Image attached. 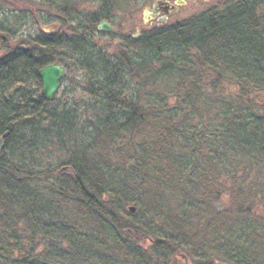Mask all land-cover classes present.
<instances>
[{"label": "trees", "instance_id": "trees-1", "mask_svg": "<svg viewBox=\"0 0 264 264\" xmlns=\"http://www.w3.org/2000/svg\"><path fill=\"white\" fill-rule=\"evenodd\" d=\"M123 1L92 0L98 12L80 15L65 0L57 13L68 34L22 35L0 58V137L9 134L0 153V264H178L181 254L190 260L198 249L206 253L210 234L228 263L264 264V226L252 215L264 200V0H237L223 11L123 36L112 51L97 47L98 26L114 22ZM18 31L0 24L4 36ZM51 64L83 72L99 100L85 107L80 130L72 111L38 94L39 71ZM228 80L235 95L209 136L195 125L197 106ZM146 87L158 98L143 107ZM48 147L72 172L55 176L52 199L32 189L39 165L30 158ZM199 154L208 159L190 169ZM227 155L251 164L232 186L219 168ZM188 192L202 208L203 231L169 210V198L185 201ZM225 194L231 211H216ZM69 205L79 224L65 218Z\"/></svg>", "mask_w": 264, "mask_h": 264}, {"label": "rangeland", "instance_id": "rangeland-1", "mask_svg": "<svg viewBox=\"0 0 264 264\" xmlns=\"http://www.w3.org/2000/svg\"><path fill=\"white\" fill-rule=\"evenodd\" d=\"M64 1L65 0H0V24L4 23L5 26L9 27L12 32L16 29H20V31H18V33L12 37L0 34V58L5 57L9 52L20 45V38L22 35L34 34L40 29L46 31L47 33H53L56 31L59 34H65L69 25L61 24L59 21L61 16H59V13H57L59 6H62L61 4H63L61 2ZM73 1L75 5H77L75 8L79 10L80 15H93L99 10V8L93 4L92 0ZM183 1L185 3L180 8V10L174 13L170 17V20L163 26H172L177 23H183L211 10L223 11L234 4L237 0ZM153 2L154 0H125L119 4V6L116 8V11L113 12L116 17L114 22L111 24L115 29L119 30L120 34L111 36L109 33L99 31L95 37V42L98 45L97 47H107L108 50L112 51L115 49V45L121 41L123 32H126V34H129L130 36H134L137 35L138 32L140 34L153 30L156 26H150V24H146L147 22L145 21V17L147 15L146 8L152 6ZM51 4H54V6ZM12 25L15 26L12 27ZM62 54V58L67 57L65 53ZM86 80L87 78L83 72L78 71L77 68L75 71L73 68H68L67 78L62 86V89L58 93L55 105L57 109L62 110L65 108L70 112L72 111L70 116L74 120L73 123L75 126H78L79 130L84 127L85 117L83 118V115L85 113V107L91 106L93 108L99 102V100H97L87 91L89 89V85ZM140 86L143 87L142 85ZM35 88L36 85H31L28 89L35 90ZM146 88L147 90L140 94V101L143 107L146 106V101H156L158 98L156 88ZM40 90L41 88L39 89L38 94L40 93ZM235 91V85L229 80L222 87H219L216 90L212 89L211 91H208V99H206V103L203 100L204 105L202 104L199 107L197 106L196 114L198 117L195 120V125H199L200 130L203 129L209 134V136H211L214 130H216V128L221 123V120L225 115L224 111L228 109L227 106L231 105V100L235 95ZM164 93L169 92H163L162 90L159 92V94ZM170 102L172 103V106L176 105V100H171ZM76 136L75 146L76 149H80L82 147V144L79 142L81 141V137L78 135V133H76ZM212 138L213 137H211L209 141H212ZM142 141L144 142V140H140L139 143L141 144ZM176 150L179 153V150ZM57 153L56 147L53 149L48 147L45 151H42L38 154L34 153L32 154V157L30 156V162L39 165L36 166L34 171V176L37 177H34L35 182L32 184V189L37 191L39 196H44L48 199H52L51 193L53 189L51 188V183L54 182L55 176H57L64 168V166H60L61 168L59 167V164L61 163L59 158L61 156H59ZM198 156V163L197 161H193V163L189 166L190 169H195L197 166L202 167L203 163L208 159L207 155L204 156L199 154ZM224 160V163L220 164L219 168L222 176L224 175L223 178L228 186H232V184H237L245 180L243 176L249 174L248 172H250L251 168V164L246 158L241 156L227 155ZM42 169L50 170L51 175L49 178L43 179L38 176V172ZM63 175L69 178L71 177L72 172L68 169L63 172ZM190 182L191 184H194V179ZM186 196L187 197L185 201H181L174 197L169 198V210L173 214L175 212L181 213V215L185 217L188 226L190 225L192 227V230L197 229L198 232L203 231L205 223L202 219L205 217L202 218L200 212L202 208L200 205H198L199 203L196 201V196L193 193L188 192ZM263 199L264 198L262 197L261 200ZM232 205L233 203L231 201L230 195L225 194L223 197V203L215 205L214 209L216 211H231ZM64 209L63 214L68 221L75 224L80 223H78L77 218L75 217V208L72 205H69L65 210ZM252 215H254V219L257 218L260 227L264 226V200L254 206ZM210 235V243H208L205 247L206 253L198 249L195 255L196 257L194 259H190L189 263L195 264V262L203 261L209 262L210 264H232L227 262L224 255L222 256L217 253L219 252V248L222 246V244L221 242H215L214 238L216 236L214 237V235ZM200 239L201 238H199V240ZM217 239L219 238L217 237ZM249 241L253 240L251 239ZM177 263H185L181 255L178 256Z\"/></svg>", "mask_w": 264, "mask_h": 264}, {"label": "water", "instance_id": "water-1", "mask_svg": "<svg viewBox=\"0 0 264 264\" xmlns=\"http://www.w3.org/2000/svg\"><path fill=\"white\" fill-rule=\"evenodd\" d=\"M147 12H149V14L147 15L146 19L148 17L155 18V13H158L157 10H154V13H152L150 10H147ZM98 30L106 33H118V31L106 21L102 22L98 26ZM66 76V70L61 64H51L41 69L39 71V78L41 80V92L39 96L49 103L54 104L57 100L59 91L62 89ZM8 136L9 134H5L0 137V153L6 149V138ZM68 169V167L63 168V172ZM130 211L135 212L136 209L134 207H130ZM181 257L186 264H190L189 258L186 254H181Z\"/></svg>", "mask_w": 264, "mask_h": 264}, {"label": "flooded vegetation", "instance_id": "flooded-vegetation-1", "mask_svg": "<svg viewBox=\"0 0 264 264\" xmlns=\"http://www.w3.org/2000/svg\"><path fill=\"white\" fill-rule=\"evenodd\" d=\"M180 1H182V2H180ZM184 3L185 2L183 0H174V1H171V0H154L152 6L146 8V11L150 10L152 13H154V10H157L158 13H155V16H156L155 18L148 17L146 19L147 15L149 14V12H147V15L145 17V21L147 22L146 24H150V26H158V27L163 26L164 24H166L170 20V17L174 13H176L180 10V8L183 6ZM125 33L126 32H123V36L129 35V34H125ZM111 34L119 35L120 32L118 30V33H111ZM140 34L138 32V34H137L138 36L134 35V38L139 37Z\"/></svg>", "mask_w": 264, "mask_h": 264}]
</instances>
